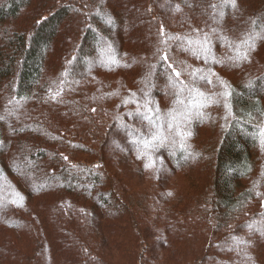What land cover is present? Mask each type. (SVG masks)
<instances>
[{"label":"trees","instance_id":"trees-1","mask_svg":"<svg viewBox=\"0 0 264 264\" xmlns=\"http://www.w3.org/2000/svg\"><path fill=\"white\" fill-rule=\"evenodd\" d=\"M263 13L0 0V264H264Z\"/></svg>","mask_w":264,"mask_h":264},{"label":"rangeland","instance_id":"rangeland-1","mask_svg":"<svg viewBox=\"0 0 264 264\" xmlns=\"http://www.w3.org/2000/svg\"><path fill=\"white\" fill-rule=\"evenodd\" d=\"M123 21V20H121ZM124 22V21H123ZM125 23V22H124ZM264 23V13L261 15V18L259 19V21L256 23V29H253L250 31V38L249 39H252V38H256L260 32V27L261 25ZM49 27H47L46 30H48ZM40 45V44H38ZM197 52H202L204 51V47L200 46V48L198 50H196ZM249 90L250 91H255L256 89L250 85L249 86ZM160 119H158L159 121ZM237 133H243L244 134V128L242 126L238 127L237 130L235 131ZM124 138V137H123ZM124 140L128 141L126 138H124ZM114 170H116L120 175L124 176V175H134V170H135V164L134 162L128 158V157H125L123 156L122 160H121V163L119 165H116ZM165 171H164V176H165ZM53 221L51 218H49L46 222V229L47 231H51L52 230V225H53ZM43 226H40L39 227V230L42 228ZM56 232L58 233V230H56ZM17 242L19 243H25L26 242V237L24 235H19L18 238H17ZM29 249V247L27 248Z\"/></svg>","mask_w":264,"mask_h":264},{"label":"snow or ice","instance_id":"snow-or-ice-1","mask_svg":"<svg viewBox=\"0 0 264 264\" xmlns=\"http://www.w3.org/2000/svg\"><path fill=\"white\" fill-rule=\"evenodd\" d=\"M213 7H215V6H213ZM161 31H162V33H163V30H161ZM164 59H167V56H165ZM173 71L175 72V69H173ZM175 75H176V76H179L180 73L176 72ZM208 83H211V81L209 80ZM173 86H175V85H173ZM181 90H182V89H181ZM200 95L202 96V94H200ZM202 98H203V97H202ZM177 102H178V103H182V101H179V99H178ZM149 110H151V109H149ZM173 119H175V117H173ZM172 126H173L172 124H169V127H170V128H171ZM177 134L180 135L181 137H183V136L185 135V134L182 133V132H178ZM160 139H162V138H161V136L159 135V133L153 134V136H152V140H153V141L160 140ZM147 143H148V142H146V146H147ZM179 146H180L181 149L184 148V144H183L182 142L180 143ZM146 167H147V165H146Z\"/></svg>","mask_w":264,"mask_h":264}]
</instances>
